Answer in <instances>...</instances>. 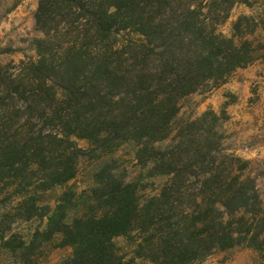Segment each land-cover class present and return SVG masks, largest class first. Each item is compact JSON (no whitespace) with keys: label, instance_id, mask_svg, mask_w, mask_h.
Listing matches in <instances>:
<instances>
[{"label":"trees","instance_id":"1","mask_svg":"<svg viewBox=\"0 0 264 264\" xmlns=\"http://www.w3.org/2000/svg\"><path fill=\"white\" fill-rule=\"evenodd\" d=\"M239 2L39 0L36 60L0 62V185L14 189L19 220L46 226L28 245L2 237L5 249L28 257L57 238L73 248L62 264H132L113 241L133 236L137 256L152 264H198L237 246L264 252L255 179L241 159L221 155L214 125L177 124L183 98L257 59L238 31L247 18L235 24L238 41L217 33ZM18 4L0 12V21ZM125 31L140 39L121 42ZM174 132L173 145L155 148ZM73 137L106 152L137 142L139 154L150 155V173L166 178L160 193L142 202L137 184L115 169L78 192L69 183L83 150ZM57 189L46 203L44 195Z\"/></svg>","mask_w":264,"mask_h":264},{"label":"rangeland","instance_id":"2","mask_svg":"<svg viewBox=\"0 0 264 264\" xmlns=\"http://www.w3.org/2000/svg\"><path fill=\"white\" fill-rule=\"evenodd\" d=\"M236 1V0H235ZM239 1V0H238ZM247 1V2H244ZM16 2L19 4L0 21V62L19 64L21 61L36 60V41L42 34L36 27L35 14L39 0H11L10 4L0 5L5 12ZM264 0H241L230 10L227 21L219 26L217 33L238 41L239 32L235 24L242 18L245 22L241 30L244 39L253 42L258 50L253 64L233 71L217 85L205 88L183 98L179 103L177 124L184 125L193 120H206L205 127L214 125L217 136L214 141L221 145V155H231L241 159L239 166L246 175L255 179L264 203ZM237 30V29H236ZM120 41L139 40L132 32H122ZM155 148L165 151L173 145V136ZM81 148L77 158V176L69 185L78 192L87 190L97 182V174L105 169H115L119 177L134 182L142 202L160 193L166 178L155 177L150 155L141 152L135 141H126L102 151L91 141L73 137ZM60 190L48 191L44 195L46 203H53ZM17 199L13 188L0 185V239L4 241L14 235L19 242L27 245L36 231H43L46 220L34 219L28 222L19 220L16 211ZM133 236L115 238L113 243L120 255L132 264H152L138 257L137 242ZM61 240L54 239L42 243L39 249L12 252L5 249L0 240V264H62L73 254L72 247H60ZM30 260L27 262L26 260ZM134 259V260H133ZM198 264H264V252L248 246H237L228 250L214 252Z\"/></svg>","mask_w":264,"mask_h":264}]
</instances>
